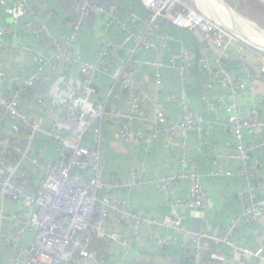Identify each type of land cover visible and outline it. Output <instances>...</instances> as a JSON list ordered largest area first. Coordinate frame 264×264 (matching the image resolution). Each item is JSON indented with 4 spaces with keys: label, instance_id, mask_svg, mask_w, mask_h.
Wrapping results in <instances>:
<instances>
[{
    "label": "built area",
    "instance_id": "obj_1",
    "mask_svg": "<svg viewBox=\"0 0 264 264\" xmlns=\"http://www.w3.org/2000/svg\"><path fill=\"white\" fill-rule=\"evenodd\" d=\"M11 2L25 18L24 30L32 35L35 42H44L54 50L51 57L36 52L35 47L28 43L17 44V34L14 29H0V50L13 53L24 51L30 53L33 71L26 77L14 75L11 79L13 87L9 95L0 91V116L5 115L9 121V135L0 137V167H7L8 172H0V239L2 225L10 223L8 235L4 238V246L14 251L13 258L6 264H87L96 261L97 264H107L96 260L89 250L93 235L107 237L118 242L123 251L130 249L132 242L140 237V227L158 225L172 229L181 240L185 251H193L194 264H201L205 251L204 241L224 244L230 249V255L238 260V264H251L253 257H259L261 250L253 251L240 245L236 239V230L240 224L263 222L264 202L251 203L246 206L239 217L220 233H205L189 231L183 223V217L174 211L170 216H164L160 221L149 219L139 210H129L123 199L116 195L117 191L130 192L137 188L145 179L141 165L134 167L129 177L118 181H105L106 143L102 126L114 127L116 141L124 145H143L149 152L152 144L161 133L165 137L164 149L177 156L178 171L155 182L164 195L172 192V186L187 184V200H170V204L191 210H203L207 207L204 190L198 173V164L187 156V141L191 134L199 130L204 120L194 114L189 106L186 90L169 93L166 100L179 105L182 119L178 123L168 122L164 110L158 105L155 97L149 98L151 110L143 108V92L133 79V73L138 66L132 65L131 70L119 66L113 73L114 82L120 84L128 93V111H121L107 102L92 105L82 100L88 94L90 85L111 68V61L129 43L134 41L135 51L143 47H154L163 56L165 42L154 45L150 39L159 30L160 22L167 21L171 26L197 33L221 47V53L229 49L237 39L229 33L213 16L191 7L185 0H139L148 11L144 34L136 38L132 30L137 21L135 14L129 13L124 20L110 16L104 25L107 31L115 27L121 35L118 42L105 44L94 62L80 63L78 83H67L65 98L53 107L48 106L42 99L36 101L43 115H60L64 123H75L77 129L72 138L66 137V131L59 124L58 117L45 126L41 119L33 120L21 110V103L34 87L36 82L45 81V72L60 64L67 66L75 62L70 55L81 32L82 18H94L104 14L105 9L96 5L92 0H76L73 11L75 16L67 22L69 34L66 37L55 38L49 29L41 25L40 29L33 27L32 22L38 20L40 11L32 0H4ZM264 3V0H260ZM46 16L55 18L56 14L47 9ZM9 37V43L3 40ZM261 56V53H260ZM222 55L210 67L203 47L200 48L202 73L207 78V88L217 83L225 91L227 101L212 99L207 94L201 96L202 103L209 111H222L227 115L228 130L231 136L227 157L242 163L240 174L250 179L261 168V162L252 152L264 148V136L256 143H246L245 136L260 133L264 128V119L257 108L242 114L239 109L241 93L264 96V82L254 77L249 71L243 79L230 72L221 64ZM264 62V56H261ZM194 55L188 51L171 54L170 61L180 63V70L189 68ZM156 69L162 63L144 62ZM264 72V63L262 64ZM156 85L161 84L159 73L154 78ZM78 97L80 101H76ZM82 101V102H81ZM141 119L146 132L133 128L135 121ZM89 137V145L84 139ZM22 137V139H21ZM37 138L49 139L55 144L56 157L43 158L40 155L30 157L33 143ZM16 141V143H12ZM19 141V143H17ZM180 141V142H179ZM18 156L17 158H14ZM29 160L40 175V184L33 189L32 178L24 170V162ZM223 173L222 171L217 174ZM216 174V175H217ZM215 176V173H211ZM262 184L250 185L249 191L255 192ZM3 200H8L17 206L12 213H6ZM111 222L130 223L129 238L120 239L117 234H107L106 228ZM26 238L31 239L27 247L20 245ZM157 244L163 247L169 242L168 237H157ZM134 264H146L143 255L138 253Z\"/></svg>",
    "mask_w": 264,
    "mask_h": 264
},
{
    "label": "crops",
    "instance_id": "obj_2",
    "mask_svg": "<svg viewBox=\"0 0 264 264\" xmlns=\"http://www.w3.org/2000/svg\"><path fill=\"white\" fill-rule=\"evenodd\" d=\"M185 1L191 7L202 10L200 5L203 6V0ZM219 1L226 11L227 7L224 2ZM234 1L237 3V0ZM32 2L40 11L38 20L32 22L33 27L40 29L41 25H44L55 38L66 37L69 34L67 22L75 16L73 7L76 0H32ZM92 2L103 7L105 13L94 18H82L80 36L70 51L75 62L70 66L60 64L55 68L47 69L46 80L36 82L21 103V110L28 118L41 119L45 126L58 117L59 124L64 128L66 137L69 139L73 137L78 125L72 122L64 123L62 117L55 113L49 116L43 115L38 109L36 101L42 99L50 107L62 102L65 94L67 95L66 82L78 83L81 79L79 75L80 63L96 61L105 44L115 43L121 39V35L115 27H111L107 31L104 30V25L110 16L117 17L122 21L129 13H133L141 19L136 22L132 30V34L136 38H140L144 34L145 23L149 16L148 11L139 0H92ZM47 9L53 11L56 17L49 19L46 16ZM218 10L219 8H215L216 14L221 15L222 13L219 14ZM202 12L204 11L202 10ZM24 24L25 18L20 11L15 9L11 2L0 0V29L4 27L14 29L17 34V44L28 43L33 45L39 54L51 57L54 50L44 42H35L32 35L25 32ZM3 41L9 43L10 38L7 36ZM150 41L154 45L165 42L166 48L163 56L154 47H143L140 51L134 52L135 43L132 41L111 61L110 70L90 85L88 94L82 101L87 105L107 102L109 105L127 112L128 93L120 84L114 82L113 73L119 66L131 70L132 65H137L138 68L133 73V79L143 92V108L153 111L149 98L155 97L158 105L164 110L168 122L178 123L182 119V111L178 104L167 101L166 96L184 88L192 112L202 116L204 120L203 126L192 133L187 141V156L198 164V173L207 207L203 210H191L170 204L169 201L173 199L187 200V184L179 187L173 185L169 195L161 193L156 186L157 180L175 174L179 168L177 156L164 149L166 140L161 133L158 134L150 151L146 153L143 145H124L116 141L114 127L104 124L102 126L106 143L104 180L113 182L125 179L129 177L135 166L141 165L145 173L144 181L130 192L122 190L116 192V195L125 201L129 210H139L145 217L158 221L177 211L183 217L184 226L189 231L220 233L232 220L240 216L246 206L251 203L264 202V148L262 150L255 149L252 152V155L261 162V168L250 179H246L240 174L242 167L240 161L227 157L231 141L227 115L222 111H209L201 101V96L207 94L210 98L221 99L225 103L227 91L217 83L207 88V78L201 68L200 48L203 47L211 68H214L216 59L222 55L221 64L240 79H243L245 73L249 71L254 77H259L264 82L263 58L257 51L238 42H234L229 49L221 53V47L216 43L210 44L200 34L175 28L167 21L160 22L159 30L152 35ZM183 50L193 54L194 59L189 68L181 71L180 63L178 61L171 63L170 57L171 54ZM145 61H159L162 63V67L156 69L145 64ZM33 69L30 53L0 50V91L9 95L13 87L12 77L16 74L26 77ZM157 73L161 76L160 85H156L154 82ZM78 99L80 98L75 97L76 101H80ZM252 108L259 109L260 116L264 119V96L250 94L249 91L241 93L239 97L240 112L246 114ZM9 126V119L5 115L0 116V137L9 135ZM133 128L146 132L145 124L141 119L135 121ZM263 136L264 128L256 135H246L245 142L256 143L262 140ZM89 141L87 136L84 139V144L89 145ZM12 143H16V141H12ZM36 155L43 158H55L57 156L55 144L49 139L37 138L33 143L30 157ZM6 166H10L9 163ZM7 167H0V172L6 174ZM24 170L32 178L33 189L38 187L41 178L29 160L24 162ZM219 171L223 173L217 174ZM211 173H215V176H211ZM257 183L262 184L261 187L255 192H250L249 186ZM3 207L6 213H12L17 209V206L8 200H3ZM9 230L10 223L4 222L0 239V264H6L14 256V251L7 249L3 242ZM106 231L107 234H117L120 239H124L129 238L131 227L130 223L111 222ZM157 237H168L169 242L160 247L157 244ZM236 239L240 245L253 251L261 250L259 257L251 259V264H264L263 222L240 224L236 230ZM30 243L31 239L26 238L20 242V245L27 247ZM203 246L205 251L201 264H238V260L230 255L228 246L210 241H204ZM89 250L96 260H103L107 264H134V258L138 253L143 255L146 264H194L193 251H185L181 247V240L172 229L158 225H141L139 239L133 241L127 251H123L118 242L98 235H93ZM87 264H97V262L89 261Z\"/></svg>",
    "mask_w": 264,
    "mask_h": 264
},
{
    "label": "rangeland",
    "instance_id": "obj_3",
    "mask_svg": "<svg viewBox=\"0 0 264 264\" xmlns=\"http://www.w3.org/2000/svg\"><path fill=\"white\" fill-rule=\"evenodd\" d=\"M203 1H204L203 6L200 5L201 9L205 13H208L209 15L213 16L217 21L222 23L223 24L222 26L237 39L238 43H240L241 45H244L245 47L249 49H252L253 51H257V53L263 54L261 56H264V50L261 49L260 47H256L253 45L251 46L248 43V41L245 39L244 37L245 34L243 36H239V34H242V33H239L231 26L232 19L230 20L228 17H226L223 14L221 15L216 14L214 9L217 7L220 9L221 7L220 5L214 2L212 3V0H208V1L203 0ZM222 1L226 3L234 11V12L230 11L228 7L226 6L227 7L226 13H228L231 17H236V14H238L241 17H243L245 20H247L248 22L257 26L259 29H261V31L264 32V3L263 2L259 0H237V3L234 0H222ZM221 9L223 8L221 7ZM248 22L242 21V23L245 24L246 28L249 27V30L251 33V35H249L251 36L250 38L253 37V39L257 40V37L258 38L264 37V34H262L260 31H258L254 26H252ZM236 25H238V22H236ZM236 25H235V28H236ZM254 34H257L258 36L256 35L257 37H255ZM246 38L249 39V37H246Z\"/></svg>",
    "mask_w": 264,
    "mask_h": 264
},
{
    "label": "bare ground",
    "instance_id": "obj_4",
    "mask_svg": "<svg viewBox=\"0 0 264 264\" xmlns=\"http://www.w3.org/2000/svg\"><path fill=\"white\" fill-rule=\"evenodd\" d=\"M216 3V4H218V5H220L222 8H223V4L222 3H220L219 2V0H212V3ZM221 7H220V12L223 14V15H225L226 17H228L230 20H231V26L236 30V31H238L239 33H242V34H239V36H243L244 34V37H245V39L248 41V43L252 46H256V47H260L261 49H263L264 50V37H257L258 35L257 34H254L255 35V37H257V40H255V39H253V37L252 38H250L251 36H249V35H251V33H250V30L248 31V33H245V31H244V29H246V26H245V24H243L242 22H238L237 21V19H236V17H231L228 13H226V11L224 10L223 11V9H221ZM218 8V7H217ZM215 10V9H214ZM215 12H217V11H215ZM221 13H219V14H221ZM223 18V17H222ZM224 19V18H223ZM236 22H238V25H236ZM235 25H236V28H235ZM239 25H242L243 26V29L241 28V26H239ZM247 35V36H246ZM257 35V36H256ZM262 35V34H261ZM246 37H249V39H247ZM243 38V37H242ZM262 39V40H261ZM261 40V41H260Z\"/></svg>",
    "mask_w": 264,
    "mask_h": 264
},
{
    "label": "water",
    "instance_id": "obj_5",
    "mask_svg": "<svg viewBox=\"0 0 264 264\" xmlns=\"http://www.w3.org/2000/svg\"><path fill=\"white\" fill-rule=\"evenodd\" d=\"M225 4V6H227L228 7V9L230 10V11H232V12H234L226 3H224ZM236 17H237V21L238 22H242V21H245V22H248L247 20H245L243 17H241L240 15H238V14H236ZM249 24H251L252 26H254L258 31H260L262 34H264V32L263 31H261V29H259L257 26H255L254 24H252V23H250V22H248ZM239 26H241V28L243 29V26L242 25H239ZM244 31H245V33H248V31H249V27H247L246 29H244Z\"/></svg>",
    "mask_w": 264,
    "mask_h": 264
},
{
    "label": "trees",
    "instance_id": "obj_6",
    "mask_svg": "<svg viewBox=\"0 0 264 264\" xmlns=\"http://www.w3.org/2000/svg\"><path fill=\"white\" fill-rule=\"evenodd\" d=\"M261 55H263V54H261ZM264 73V72H263Z\"/></svg>",
    "mask_w": 264,
    "mask_h": 264
}]
</instances>
